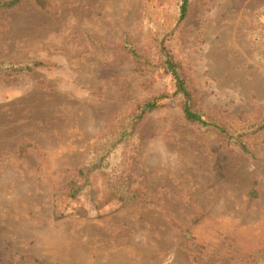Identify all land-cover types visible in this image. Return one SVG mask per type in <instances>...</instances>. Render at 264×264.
Segmentation results:
<instances>
[{
    "label": "rangeland",
    "instance_id": "rangeland-1",
    "mask_svg": "<svg viewBox=\"0 0 264 264\" xmlns=\"http://www.w3.org/2000/svg\"><path fill=\"white\" fill-rule=\"evenodd\" d=\"M178 16V0L0 7V264L264 256V128L252 127L264 117V0H191L187 19ZM126 37L149 65L123 49ZM163 47L229 134L184 118ZM30 61L42 66L3 70ZM151 97L161 106L114 150L108 175L96 174L95 195L65 197L77 171ZM114 172L132 175L125 200L110 188Z\"/></svg>",
    "mask_w": 264,
    "mask_h": 264
},
{
    "label": "trees",
    "instance_id": "trees-1",
    "mask_svg": "<svg viewBox=\"0 0 264 264\" xmlns=\"http://www.w3.org/2000/svg\"><path fill=\"white\" fill-rule=\"evenodd\" d=\"M20 0H1L0 7H10L16 5ZM40 5H44V0H38ZM191 7V0H178V20L183 21L187 19L189 15ZM123 49L132 56L134 61L141 65L146 66L149 63H146L143 59V56L139 52V50L133 45L132 41L129 37H126L122 44ZM164 54V63L166 65L167 71L171 73L175 80L176 91L175 93L181 94L183 99L180 103V109L183 113L184 118L192 124H196L201 128H211L215 131V133L220 135H226L230 133V127L225 120L221 118L211 115L208 112L204 111L201 107H199L197 103V98L195 95V89L190 84V79L187 74L184 72L181 64L174 58V56L170 53L168 49L163 47ZM4 64V62H0V65ZM42 66V63L39 61H30L27 63L20 64H6V69L10 72H22V71H32ZM161 104L159 103L158 97H151L145 100L142 104L138 106L136 111L133 114V121L129 123L122 124L114 131V135L112 138L108 140L107 146L103 147L93 160L87 161L83 167H81L76 175L68 182L63 195L67 198L73 199L75 201H81L84 196H91V194L95 195L93 190L92 180L96 176V174L101 173L102 176H107L108 171L106 168L110 165V159L114 154V150L120 145L125 143V141L129 140L130 137L135 135L137 131L136 125L143 119V117L148 113L157 108H159ZM133 125V126H132ZM135 125V126H134ZM254 128L253 133H256L264 128V117L259 119L257 123L253 124ZM233 138V137H232ZM236 144L244 151H248L247 143L241 139L236 138ZM134 152V151H129ZM128 151H122L124 153L125 158L128 157ZM97 153V151H96ZM123 165H127L126 161L123 162ZM127 168V166H126ZM124 170V168H121ZM127 170V169H126ZM110 175V174H109ZM103 176V177H104ZM112 177L114 178L113 182L110 184V188L114 190L116 193H119L121 199L128 197V193L130 192V185L132 181V175L119 172H114ZM127 183H124L122 181ZM6 258V257H4ZM2 258V259H4ZM28 263H25L27 262ZM21 262L23 264L29 263H39L37 260L27 258L25 256L21 257ZM20 262L16 264H22ZM257 264H264V256L258 261Z\"/></svg>",
    "mask_w": 264,
    "mask_h": 264
},
{
    "label": "bare ground",
    "instance_id": "bare-ground-1",
    "mask_svg": "<svg viewBox=\"0 0 264 264\" xmlns=\"http://www.w3.org/2000/svg\"><path fill=\"white\" fill-rule=\"evenodd\" d=\"M37 199V198H36ZM18 208V207H17ZM23 219V218H22ZM28 222V221H27ZM46 232V231H45Z\"/></svg>",
    "mask_w": 264,
    "mask_h": 264
}]
</instances>
